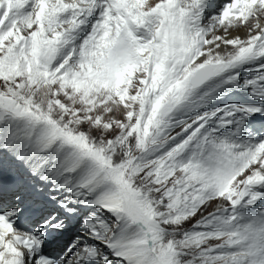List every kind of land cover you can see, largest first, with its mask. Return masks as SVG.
<instances>
[{"label":"snow or ice","instance_id":"obj_1","mask_svg":"<svg viewBox=\"0 0 264 264\" xmlns=\"http://www.w3.org/2000/svg\"><path fill=\"white\" fill-rule=\"evenodd\" d=\"M0 264H264V0H0Z\"/></svg>","mask_w":264,"mask_h":264},{"label":"bare ground","instance_id":"obj_2","mask_svg":"<svg viewBox=\"0 0 264 264\" xmlns=\"http://www.w3.org/2000/svg\"><path fill=\"white\" fill-rule=\"evenodd\" d=\"M237 33H233V35H236ZM239 35H241L242 37L245 35V33H244V30L243 29H241L240 31H239V33H238Z\"/></svg>","mask_w":264,"mask_h":264},{"label":"rangeland","instance_id":"obj_3","mask_svg":"<svg viewBox=\"0 0 264 264\" xmlns=\"http://www.w3.org/2000/svg\"><path fill=\"white\" fill-rule=\"evenodd\" d=\"M214 207H215V205L210 206V207L208 208V211H212V210L214 209ZM186 227H187V225H186Z\"/></svg>","mask_w":264,"mask_h":264}]
</instances>
